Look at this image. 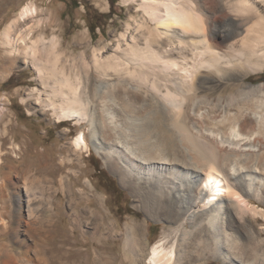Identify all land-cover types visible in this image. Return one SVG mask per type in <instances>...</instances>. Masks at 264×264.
<instances>
[{
	"label": "bare ground",
	"instance_id": "obj_1",
	"mask_svg": "<svg viewBox=\"0 0 264 264\" xmlns=\"http://www.w3.org/2000/svg\"><path fill=\"white\" fill-rule=\"evenodd\" d=\"M123 2L135 4L138 19L126 23L114 45L76 56L59 50L55 37L48 42L51 20L23 6L3 32L8 56L0 77L18 60L33 67L37 103L80 126L63 161L72 164L74 156L78 163L80 149L92 146L148 216L173 223L149 252L142 224H126L124 261L264 264V228L255 224L264 218V82L247 80L264 68V0ZM27 159L3 173L18 172L14 186L27 185L19 208L26 203L31 215L44 197L52 207L57 190L25 168L52 173L50 158ZM89 213L101 218L98 210ZM68 250L61 256L69 262ZM0 251L1 264H21L23 253L4 244Z\"/></svg>",
	"mask_w": 264,
	"mask_h": 264
},
{
	"label": "rangeland",
	"instance_id": "obj_2",
	"mask_svg": "<svg viewBox=\"0 0 264 264\" xmlns=\"http://www.w3.org/2000/svg\"><path fill=\"white\" fill-rule=\"evenodd\" d=\"M25 5L35 7L39 16L51 20V25L44 27L46 40L50 42L55 37L60 42L58 49L70 50L74 56L80 51L89 53L94 47L114 45L115 39L124 30L126 23L133 24L140 14L135 4L126 5L123 0H0L1 64L8 56L3 32L13 20H18L19 12ZM2 74L0 77V118H2L0 119L2 136H0V229H2L0 246L4 244L5 248L15 253H23L21 264H31V262L32 264H123L124 262L131 264L123 258V233L126 224L137 221L142 224L143 233L140 236L149 252L151 247L161 240L165 229L173 226V223L165 219L154 220L148 216L140 201L129 189L119 183L118 177L106 167L103 158L92 146L80 149L81 158L78 163L74 156L72 164L67 160L63 161L65 155L72 156L69 145L80 132V126L74 118L67 120L58 118L51 109H45L39 99L37 103L36 89L41 86L33 67L18 60ZM247 80L253 83L264 82V68L252 73ZM43 155L52 161L54 169L52 173H47L46 170L41 172L36 167L33 169L24 167L29 169L27 170L30 176L31 173H36L33 176L38 181L43 183L45 180L51 181L57 191L51 201L52 207L47 197H44L39 203L40 206H36L38 210L28 215L26 203L19 208L20 197L26 199L28 195L26 194L28 191L25 190L27 185L16 188L13 179L18 172H11L9 177L3 172L9 170V163L15 161L18 163L27 158V161L33 160ZM94 164H98L102 172H98ZM19 181L22 183L21 179ZM38 193L41 194V191L39 190ZM93 210H98L102 219L98 218L97 222L94 221L89 213ZM75 218L78 224L74 222ZM261 218L262 220L255 222L258 228H264V218ZM15 228L20 236L26 237L25 243L17 241ZM94 230L96 233L93 235ZM65 248L71 252L67 257L69 262L66 257L61 256ZM49 255L53 257L50 258ZM5 256L0 251V264ZM37 256L40 257L39 260L36 259ZM120 261L123 263H119ZM208 264L223 263L217 259H210Z\"/></svg>",
	"mask_w": 264,
	"mask_h": 264
},
{
	"label": "trees",
	"instance_id": "obj_3",
	"mask_svg": "<svg viewBox=\"0 0 264 264\" xmlns=\"http://www.w3.org/2000/svg\"><path fill=\"white\" fill-rule=\"evenodd\" d=\"M95 165V164H94ZM95 169L98 171V172H102V169L99 168L98 164L95 165Z\"/></svg>",
	"mask_w": 264,
	"mask_h": 264
}]
</instances>
